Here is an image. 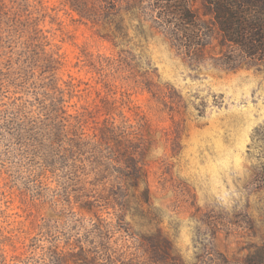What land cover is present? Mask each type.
I'll return each mask as SVG.
<instances>
[{"label":"rangeland","instance_id":"1","mask_svg":"<svg viewBox=\"0 0 264 264\" xmlns=\"http://www.w3.org/2000/svg\"><path fill=\"white\" fill-rule=\"evenodd\" d=\"M154 4L0 0V264H264V64Z\"/></svg>","mask_w":264,"mask_h":264},{"label":"trees","instance_id":"2","mask_svg":"<svg viewBox=\"0 0 264 264\" xmlns=\"http://www.w3.org/2000/svg\"><path fill=\"white\" fill-rule=\"evenodd\" d=\"M118 1L102 0L108 14L116 12ZM195 1L199 3L201 14L194 8L193 0H154L159 17L171 28L175 39L188 50L196 51L203 48L209 31H215L226 64L232 69L264 64V0ZM32 22H27L26 26L28 45L44 50L47 38ZM117 31L120 33L121 27ZM52 63V58L46 60L42 73L53 70Z\"/></svg>","mask_w":264,"mask_h":264}]
</instances>
